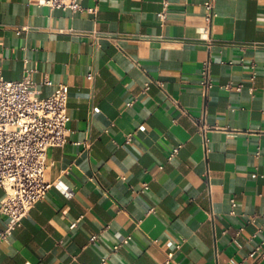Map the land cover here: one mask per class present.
<instances>
[{"label":"crops","instance_id":"crops-1","mask_svg":"<svg viewBox=\"0 0 264 264\" xmlns=\"http://www.w3.org/2000/svg\"><path fill=\"white\" fill-rule=\"evenodd\" d=\"M208 1L0 0V76L67 85L70 116L0 264H264V0H214L210 26Z\"/></svg>","mask_w":264,"mask_h":264},{"label":"built area","instance_id":"built-area-1","mask_svg":"<svg viewBox=\"0 0 264 264\" xmlns=\"http://www.w3.org/2000/svg\"><path fill=\"white\" fill-rule=\"evenodd\" d=\"M83 0H38V4L51 8L71 10L81 9ZM205 20L208 26L215 17L214 0L205 3ZM164 18V15H161ZM93 45L100 46V36L92 35ZM210 61L202 66L201 92L207 96L212 87L209 73ZM32 70H26L20 80H6L0 76V188L5 196L0 202V213L8 218L0 230V244L9 239L22 220L43 200L54 184L46 183V154L51 147L64 146L70 134L68 113L69 87L65 84L55 85L45 78L43 85L53 87L49 96H43L38 84L32 79ZM94 72L87 75L94 78ZM239 89V88H237ZM145 90H148V85ZM132 136L128 138L131 141ZM183 145L174 147L167 155L170 162L176 158ZM62 192L66 186L58 181L55 184ZM148 188V184H144ZM237 206L231 200L232 213ZM257 216L249 218L254 222ZM77 222L71 224L76 228ZM108 226L103 229L105 231ZM118 244L114 250L128 245L132 237L116 234ZM98 240V235L90 238L91 243ZM257 250L252 252V256ZM102 264H107L104 259Z\"/></svg>","mask_w":264,"mask_h":264}]
</instances>
